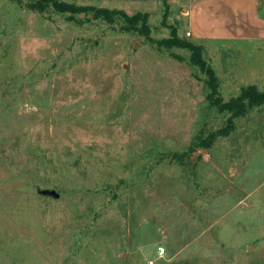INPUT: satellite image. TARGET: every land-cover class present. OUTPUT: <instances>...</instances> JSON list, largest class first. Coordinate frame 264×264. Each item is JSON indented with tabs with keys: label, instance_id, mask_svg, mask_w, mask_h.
Returning a JSON list of instances; mask_svg holds the SVG:
<instances>
[{
	"label": "rangeland",
	"instance_id": "rangeland-1",
	"mask_svg": "<svg viewBox=\"0 0 264 264\" xmlns=\"http://www.w3.org/2000/svg\"><path fill=\"white\" fill-rule=\"evenodd\" d=\"M31 1L0 0V264H264V103L192 156L228 114L156 43L190 40L187 0H58L145 12L150 38ZM201 45L224 100L264 92V47Z\"/></svg>",
	"mask_w": 264,
	"mask_h": 264
},
{
	"label": "trees",
	"instance_id": "trees-1",
	"mask_svg": "<svg viewBox=\"0 0 264 264\" xmlns=\"http://www.w3.org/2000/svg\"><path fill=\"white\" fill-rule=\"evenodd\" d=\"M48 7H52L56 12L69 13L70 15L91 12L97 18H104L110 23L114 22L115 18L118 17L122 20L121 31L134 32L150 38V28L147 23L148 15L145 12L128 15L120 10L75 6L58 0H34L27 3V8L32 11L43 12ZM156 43L166 48L177 47L186 49L189 52L190 64L196 66L205 76L204 86L207 89L205 98L209 107L216 108L219 113L228 114L223 127L213 130L205 137L201 136L202 133L195 134L191 140L193 147L208 149L218 136H226L234 129V119L246 116L253 107L264 103V92L258 90L254 84L241 87L238 95L224 100L220 94L216 72L203 57L202 45L188 39L179 38L175 29H172L170 37L157 40Z\"/></svg>",
	"mask_w": 264,
	"mask_h": 264
},
{
	"label": "crops",
	"instance_id": "crops-1",
	"mask_svg": "<svg viewBox=\"0 0 264 264\" xmlns=\"http://www.w3.org/2000/svg\"><path fill=\"white\" fill-rule=\"evenodd\" d=\"M182 10L191 41L264 47V0H187Z\"/></svg>",
	"mask_w": 264,
	"mask_h": 264
},
{
	"label": "water",
	"instance_id": "water-1",
	"mask_svg": "<svg viewBox=\"0 0 264 264\" xmlns=\"http://www.w3.org/2000/svg\"><path fill=\"white\" fill-rule=\"evenodd\" d=\"M207 151H208V149H206V148H198V149H196V151H194L192 153V156L194 158H196V156H198L199 154H201V153H207ZM42 194L45 195V196L52 197L54 199H56V198L59 197L58 193L55 190L44 189L42 191Z\"/></svg>",
	"mask_w": 264,
	"mask_h": 264
},
{
	"label": "built area",
	"instance_id": "built-area-1",
	"mask_svg": "<svg viewBox=\"0 0 264 264\" xmlns=\"http://www.w3.org/2000/svg\"><path fill=\"white\" fill-rule=\"evenodd\" d=\"M188 35V33H187ZM166 253V249L163 245H158L155 250L156 257L158 259L163 258L164 254ZM148 264H153L152 261H148Z\"/></svg>",
	"mask_w": 264,
	"mask_h": 264
}]
</instances>
